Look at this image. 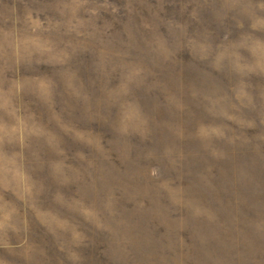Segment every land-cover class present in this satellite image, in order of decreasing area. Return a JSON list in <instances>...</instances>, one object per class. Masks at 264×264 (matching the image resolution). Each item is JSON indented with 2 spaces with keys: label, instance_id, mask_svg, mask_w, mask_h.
Returning a JSON list of instances; mask_svg holds the SVG:
<instances>
[{
  "label": "rangeland",
  "instance_id": "374dc122",
  "mask_svg": "<svg viewBox=\"0 0 264 264\" xmlns=\"http://www.w3.org/2000/svg\"><path fill=\"white\" fill-rule=\"evenodd\" d=\"M0 264H264V0H0Z\"/></svg>",
  "mask_w": 264,
  "mask_h": 264
}]
</instances>
